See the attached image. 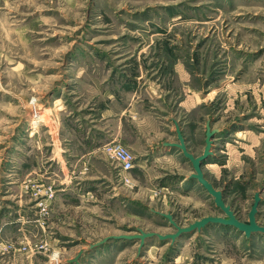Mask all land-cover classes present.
Masks as SVG:
<instances>
[{
  "label": "rangeland",
  "instance_id": "1",
  "mask_svg": "<svg viewBox=\"0 0 264 264\" xmlns=\"http://www.w3.org/2000/svg\"><path fill=\"white\" fill-rule=\"evenodd\" d=\"M131 81L194 157L206 126L216 131L203 176L242 223L257 194L264 227V0H0V221L11 227L0 254L22 264H264V234L219 224L141 247L123 238L175 234L166 215L182 229L226 218L173 148L112 141L101 152L109 162L93 169L64 155V128ZM37 114L45 122L31 128ZM113 144L135 164L147 158L137 185L104 152Z\"/></svg>",
  "mask_w": 264,
  "mask_h": 264
},
{
  "label": "crops",
  "instance_id": "2",
  "mask_svg": "<svg viewBox=\"0 0 264 264\" xmlns=\"http://www.w3.org/2000/svg\"><path fill=\"white\" fill-rule=\"evenodd\" d=\"M129 86H118L117 92L103 93L99 99L101 100L102 98V104L97 96L99 103L91 104L88 113L78 122V127L75 129L69 126L64 128V133L61 136L64 137L63 142L66 143H64L61 150L64 155L66 154L67 158L70 156L69 161H80L84 168H102L100 165H104L108 161L101 155L102 148L112 141L123 143L133 152L160 151L165 143L176 142L174 128L171 129V134L168 133L173 136L167 137L168 134L164 130L162 119L156 113L150 111L147 106V98L153 99L150 93L143 95L142 90L138 89L135 81H131V88ZM154 99L157 100V97ZM180 103L179 105L184 104L183 101ZM180 132L187 147L188 140L181 129ZM49 134L51 140L54 141L51 146L54 147L55 151H59V145L61 146V144L58 143L57 136L51 135L48 128ZM173 151L176 154L179 153L178 150L173 149ZM57 164L63 168L72 167L71 164L68 165L60 160H57ZM146 165L147 158H144L136 162L134 168L130 171L132 173L131 178L136 185L139 183L136 175L141 170L146 169ZM6 178L10 179V175ZM71 180L70 176L68 178L63 177L61 193L64 198L68 197V190L71 189L69 186V183L72 182ZM10 229L9 225L3 223L2 220L0 221V236L3 231L6 232ZM0 264H22V261L20 256L11 257L0 254Z\"/></svg>",
  "mask_w": 264,
  "mask_h": 264
},
{
  "label": "water",
  "instance_id": "3",
  "mask_svg": "<svg viewBox=\"0 0 264 264\" xmlns=\"http://www.w3.org/2000/svg\"><path fill=\"white\" fill-rule=\"evenodd\" d=\"M215 133L216 131H211L209 126L208 125L206 126L205 147L202 155L198 157H194L191 153L188 152L187 147L185 145V140L177 126L175 129L176 143H165L163 146L178 150L182 154L183 158L190 162L193 172L192 175L190 176V179L194 180V182H197L208 193V195L213 198L215 207H217L225 215L226 218L205 217L200 219L199 221L194 222L188 228L182 229L176 226V224L171 220V217L169 215H166L164 217H166L169 223L171 224V226L176 229L175 234L162 236L154 233H145L143 231H139L137 235L125 236L123 238L128 240L131 239L138 240L140 242V247L143 246L144 241L146 239L152 237H157L161 241L170 240L171 242H174L183 233H193L194 231H200L209 224H219L226 227L227 226L233 227L236 230H238L240 233H243L246 238L250 237L252 234L255 233L264 234V227L259 226L256 223L257 208L260 203V199L257 194H255L254 196V202L248 213V222L242 223L235 218L230 208L225 206V204L222 201L221 192L216 191L203 176L202 166L211 154L210 150L212 145V138ZM74 262H76V259Z\"/></svg>",
  "mask_w": 264,
  "mask_h": 264
},
{
  "label": "built area",
  "instance_id": "4",
  "mask_svg": "<svg viewBox=\"0 0 264 264\" xmlns=\"http://www.w3.org/2000/svg\"><path fill=\"white\" fill-rule=\"evenodd\" d=\"M104 152L120 172L128 173L135 166V159L132 153L120 144L108 145Z\"/></svg>",
  "mask_w": 264,
  "mask_h": 264
},
{
  "label": "bare ground",
  "instance_id": "5",
  "mask_svg": "<svg viewBox=\"0 0 264 264\" xmlns=\"http://www.w3.org/2000/svg\"><path fill=\"white\" fill-rule=\"evenodd\" d=\"M60 103V100H56L54 102V104H58ZM45 122V116H43L42 114H37L34 119L30 120V127L31 128H35L37 124L43 123ZM169 159V158H168ZM207 168L211 167L210 164H208V166H206ZM213 168V167H212ZM157 251V247L156 246H151L149 248V252L148 255H154L155 252Z\"/></svg>",
  "mask_w": 264,
  "mask_h": 264
}]
</instances>
